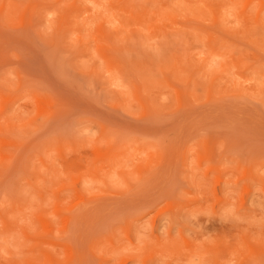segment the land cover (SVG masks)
Instances as JSON below:
<instances>
[{"label":"rangeland","instance_id":"obj_1","mask_svg":"<svg viewBox=\"0 0 264 264\" xmlns=\"http://www.w3.org/2000/svg\"><path fill=\"white\" fill-rule=\"evenodd\" d=\"M0 264H264V0H0Z\"/></svg>","mask_w":264,"mask_h":264}]
</instances>
